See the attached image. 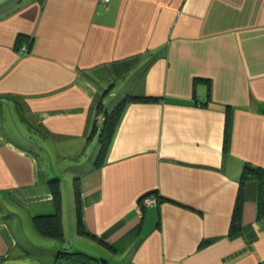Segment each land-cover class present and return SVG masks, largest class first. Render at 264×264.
Instances as JSON below:
<instances>
[{
    "label": "crops",
    "instance_id": "1",
    "mask_svg": "<svg viewBox=\"0 0 264 264\" xmlns=\"http://www.w3.org/2000/svg\"><path fill=\"white\" fill-rule=\"evenodd\" d=\"M126 95L156 100L102 141ZM245 164L264 167V0H0V264L53 263L33 217L66 177L103 264H264L256 180L230 232Z\"/></svg>",
    "mask_w": 264,
    "mask_h": 264
},
{
    "label": "trees",
    "instance_id": "2",
    "mask_svg": "<svg viewBox=\"0 0 264 264\" xmlns=\"http://www.w3.org/2000/svg\"><path fill=\"white\" fill-rule=\"evenodd\" d=\"M154 100H156V98L145 97V96H132V95H126L124 98H122V100L113 108V110L105 118L102 134H101L102 141L108 140V138H110L112 131L114 130L126 103L131 101L148 102ZM106 150H107V145L102 146V148L99 151V159L104 157ZM75 180L77 181V178ZM247 180H256L258 182V186L261 194V192L264 191V167L252 166L249 164L244 165L240 175V184L236 198V205L234 208L232 223L230 226L231 233L237 231L239 228L240 201L242 198L243 185ZM75 186L76 187L74 189V198L76 205L77 227L79 229V232L86 233L84 224L81 220L80 191L77 182H75ZM144 196L145 195H143L139 199V202L142 200ZM55 200H56V208L54 212L35 215L33 217V220H34L35 228L40 234L55 239H60V238L62 239V220H61L62 218L60 212L61 211L60 201L57 193L55 195ZM104 261H105L104 259L97 258L94 255L86 253L82 250L74 249L71 251V250L58 248L52 264H103Z\"/></svg>",
    "mask_w": 264,
    "mask_h": 264
},
{
    "label": "rangeland",
    "instance_id": "3",
    "mask_svg": "<svg viewBox=\"0 0 264 264\" xmlns=\"http://www.w3.org/2000/svg\"><path fill=\"white\" fill-rule=\"evenodd\" d=\"M40 152V151H39ZM58 159L55 156L51 157V161H57ZM61 162L60 160H58ZM65 179V180H64ZM60 178V183L58 186V191L60 192V197L62 200L61 202V209L63 206V213L61 212V219L62 220V239H51L48 237H45L39 233H35L37 236L36 240H43L44 244L42 245H55L54 248L58 249L57 245H67V246H73V249H81L82 251H85L87 253L91 252H98L100 251L99 245L97 243L91 241L90 239L84 237L81 232H79V229L77 227V217L75 213V199H74V189H75V183L73 177H66V178ZM155 203V202H153ZM152 203V204H153ZM71 207L73 210L71 211ZM62 211V210H61ZM63 214V217H62ZM63 245V246H64ZM53 248L51 247V255L53 257V254H55L56 249L53 251ZM39 251H36V254ZM46 253V252H43ZM46 260V258H44ZM30 264V263H28ZM32 264H47L45 262H39L37 259H33Z\"/></svg>",
    "mask_w": 264,
    "mask_h": 264
},
{
    "label": "built area",
    "instance_id": "4",
    "mask_svg": "<svg viewBox=\"0 0 264 264\" xmlns=\"http://www.w3.org/2000/svg\"><path fill=\"white\" fill-rule=\"evenodd\" d=\"M102 2H108L109 0H101ZM155 197H151V198H148V197H143L142 200L140 201V211L146 207H149L150 205H152V203L155 201L154 199Z\"/></svg>",
    "mask_w": 264,
    "mask_h": 264
}]
</instances>
